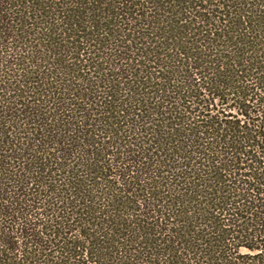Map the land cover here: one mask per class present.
Segmentation results:
<instances>
[{"label":"trees","instance_id":"trees-1","mask_svg":"<svg viewBox=\"0 0 264 264\" xmlns=\"http://www.w3.org/2000/svg\"><path fill=\"white\" fill-rule=\"evenodd\" d=\"M0 264H264V0H0Z\"/></svg>","mask_w":264,"mask_h":264}]
</instances>
